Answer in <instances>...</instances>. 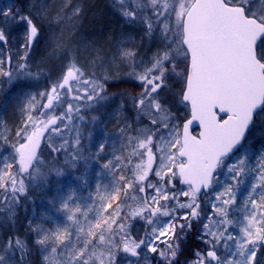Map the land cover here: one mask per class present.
Masks as SVG:
<instances>
[{
  "label": "snow or ice",
  "instance_id": "1",
  "mask_svg": "<svg viewBox=\"0 0 264 264\" xmlns=\"http://www.w3.org/2000/svg\"><path fill=\"white\" fill-rule=\"evenodd\" d=\"M109 6L158 42L149 59L123 37L110 58L78 37L86 0L0 7V88L46 81L19 98V123L0 133V264H34V252L44 264H264V0ZM121 70L138 92L109 91ZM104 113H115L118 136L93 139ZM90 162L109 178L97 181L95 207L82 208L69 184L50 203L70 224L29 219L21 232L31 188L69 169L86 185Z\"/></svg>",
  "mask_w": 264,
  "mask_h": 264
},
{
  "label": "trees",
  "instance_id": "2",
  "mask_svg": "<svg viewBox=\"0 0 264 264\" xmlns=\"http://www.w3.org/2000/svg\"><path fill=\"white\" fill-rule=\"evenodd\" d=\"M106 1L108 4L104 3L103 0H95L93 2H92V0H86L87 10H86V13L84 15V18L81 21H79L80 27L77 30L78 37H86V38H88L90 40H94V41L97 39L100 40V38L103 35H102V31H98V30L103 29L105 32V25L107 23L110 25L108 34L112 32V34L115 33V35L117 36V39L115 40V42L118 41L121 37L125 38L124 36H121V35H123L124 33L127 34L126 29H128V25L121 18H119L118 16L111 13V10H110L111 8L109 6L110 0H106ZM8 2H10V0L1 1L0 6L2 4H6ZM103 3L108 8V11L110 10L109 16L111 17V21H114L113 24L109 22L110 21L109 16L104 13ZM93 14H97V16L99 17L98 19H99L100 23L91 24V25L95 26V31L93 32V35L88 36L86 31L84 30V28H85L84 25L86 24L87 21H89V17H91ZM45 28L47 30V26H45ZM107 30H108V28H107ZM128 33H129L130 38L135 39V37L133 36L131 31H129ZM139 34H140V31H139ZM107 37H109V36H106V38ZM11 38L14 42L19 41L20 33L15 30L14 32L11 33ZM106 38L104 39L103 43H101L99 41V43H101L102 46H104L105 48L109 46L106 42ZM124 41H125V46L126 47L128 46V48L131 49L129 42L126 40H124ZM45 43L46 44L44 46H43V44L38 46V51H43V49L47 45L48 41H46ZM112 46H113V44H112ZM113 51H114V49L112 47L111 48L109 47V49H107V51L104 49L105 56L110 58L112 56ZM125 78L126 79L128 78V79L127 80L126 79H124V80L119 79V80L112 82V85H111L109 91L114 92L116 90H119V91L123 90L122 92H129L132 94H135L136 92H138L139 91V83L132 80L131 77L127 76ZM42 81H44L46 83V81L43 78L37 82L39 83V85H41ZM29 82L32 83L33 81H29ZM4 87L7 88L6 94L4 95V97H6L4 99L5 103L11 102L13 99H15L17 101L19 96H17V93L14 91L15 86L9 87V86L5 85ZM41 87L43 88L42 85H41ZM3 107H0V110L2 111V113L8 112L5 107H4V109H5V111H4ZM0 116H1V114H0ZM6 125L8 126V124H6ZM15 126L16 125H11V126H9V128H7V127L6 128L9 131V130L13 129ZM97 173H99V171H96V169L87 171V184L86 185L79 184V182L75 179V177L78 175L73 176L71 171H67V173L62 177H56L54 174L49 176V178H48L49 182L42 187L41 186H35L36 190L35 191L32 190V192L30 191V199H28L25 202V204L27 206H31V205L32 206H31L30 210L26 209L27 213H26L25 218L23 219L24 223L20 224L18 226L19 229L21 230V232L27 226V221L29 219H31L35 224L39 223L38 220L41 221L40 218L37 219L38 213H36L37 208L40 206V202L46 203V206L51 210V218H52L51 220H45L44 222H42L43 227H46V228L52 227V224L54 222L56 225L60 220H62L63 217L65 216L64 213L57 212L56 209L52 206V204L50 202L53 201V199L57 197V195H58L57 189L58 188H63V190L66 192L68 190L69 184L73 188L76 189V195L78 197L82 198L81 202H80L82 208L85 207L86 205H89V204H92V206H93L94 205L93 201L95 200V196H96L97 181L99 180V182L102 185H104V184H107L108 180H109V178L97 177ZM20 209L18 210V212H21ZM32 210L34 212H31ZM35 220H36V222H35ZM62 223H64V221ZM0 235L2 236V237H0V239H2L3 235H4V231H0ZM181 259H183V257ZM33 261H34V264H44L43 258H42V256H40L39 253L34 252Z\"/></svg>",
  "mask_w": 264,
  "mask_h": 264
},
{
  "label": "rangeland",
  "instance_id": "3",
  "mask_svg": "<svg viewBox=\"0 0 264 264\" xmlns=\"http://www.w3.org/2000/svg\"><path fill=\"white\" fill-rule=\"evenodd\" d=\"M93 1H95V0H92V2ZM103 1H104V3L108 4L106 0H103ZM104 3H103L104 13L109 16V14H110L109 12H110L111 9L108 11V8L104 5ZM3 5H5V4H2L0 7H2ZM111 13H113L112 10H111ZM98 18L99 17L97 16V14H93L91 17H89V21H87L86 24L84 25L85 26L84 30L86 31L88 36L93 35V32L95 31V26L91 25V24L100 23ZM109 20H110L109 22L113 24L114 21H111V17L110 16H109ZM109 26L110 25L106 23L105 32H104L103 29L102 30L99 29L98 31H102V35L103 36L100 38V40H98V39L95 40V42L98 44V46L100 48H102L103 50L105 49L106 51H107V49H109V47L110 48L112 47L114 49V47H115V45L117 43V41H116V42L113 43V46H108L106 48L104 46H102V44H101V43L104 42V39L106 38V36H109V35L112 34V32L108 34V31H109V28H110ZM107 28H108V30H107ZM126 30H127V34L124 33L121 36H124L125 38H123V39L129 42V44L131 46V47L130 46L129 47L131 48V50H133L134 52L137 53V60L139 61L141 58H143L144 60L149 59L152 56L153 52L156 51L157 46H158V42L153 40V39L148 38L147 36H145L144 33L136 26H129L128 25V29H126ZM128 30L131 31V33L133 34L135 39L129 37V33H128L129 31ZM14 31H15V29H13L12 32H14ZM139 31H140V34H139ZM92 41H94V40H92ZM99 41L101 43H99ZM45 44H43V46ZM127 48H128V46H127ZM120 75H121L123 80L126 79L125 77L128 76V75H126V70H121ZM128 77H130V76H128ZM131 79L134 80L135 82H138L135 79H133L132 77H131ZM22 83H27L28 86L27 87H22L21 86ZM41 85L44 88L45 82L42 81ZM41 85H39V83L37 81H33L32 83L31 82H18L15 85V87H14V91L17 93V96H19V98H22L23 95L26 94V93L31 92L32 94H36L38 91L43 90ZM179 88H180V85L177 84L175 89H174V91H179ZM6 90H7V88H5V87L4 88H0V107L4 106L7 109V111H8V112L2 113V111L0 110V114H1V116H0V133H3L4 135H8L9 134V131L7 129V128H9V126L17 125L19 123L20 119H21L19 108H18L19 98L17 99V101L15 99H13L11 102L5 103L4 99L6 97H4V95L6 94ZM116 91L118 92L119 90H116ZM4 107H3V109H4ZM176 107L177 108H181V106L178 103L176 104ZM4 111H5V109H4ZM186 111L187 110H182L180 112L181 122L184 120V113ZM121 115L122 116H124V115L127 116L128 123H134L135 122L136 116H135L134 112L122 113ZM114 116H115V113H111V114L104 113L100 117L104 121L103 124L96 125L95 127H92L91 125L89 126L90 130L93 133V139H96V138L100 137L101 135H103L105 133H107L108 135H110L113 138L118 136V129L115 126L117 124V119L113 118ZM6 124H8V126ZM84 135L85 136L88 135V131L87 130L84 131ZM252 140H253L254 143H256L257 141L261 140L260 130L259 129L254 131L253 136H252ZM257 146L259 147V144ZM5 154H7V153H5ZM83 163L84 162L82 161L81 162L82 166L80 167V170H79L80 172H83L85 170L84 167H83ZM93 169H96V171H99V172L101 171L100 165H98L95 162H90L87 171H90V170H93ZM68 171H71L73 176L74 175H79V172H76L74 170L69 169ZM32 190L33 191L36 190L35 186L32 187V189L30 191L32 192ZM95 198H96V196H95ZM242 199H243L242 196H238V201H242ZM78 202L80 203L81 200L78 201ZM31 206H27L25 204V207H22L20 209L21 212H18V226L20 224L24 223L23 219L26 216L27 210L31 209ZM93 207H95V204L93 205ZM31 212H34V211L32 210ZM36 213H38L37 219L38 218L41 219V221L38 220V222L40 224L37 223V225H40V226H43L42 222H44L45 220H49V217H51V210L46 206V203H44V202H40V206L37 208ZM63 221H64V223H62ZM35 222H36V220H35ZM58 223H62V224H65V225L70 224V222L67 221L66 216H64L63 219L60 220ZM54 225H55V222L52 224V226H54ZM137 227L139 228V225H137ZM73 230H74V226H73ZM0 237H2V236L0 235Z\"/></svg>",
  "mask_w": 264,
  "mask_h": 264
},
{
  "label": "bare ground",
  "instance_id": "4",
  "mask_svg": "<svg viewBox=\"0 0 264 264\" xmlns=\"http://www.w3.org/2000/svg\"><path fill=\"white\" fill-rule=\"evenodd\" d=\"M117 39V36L115 34L109 35V37L106 38V42L109 46H112V44L115 42Z\"/></svg>",
  "mask_w": 264,
  "mask_h": 264
},
{
  "label": "flooded vegetation",
  "instance_id": "5",
  "mask_svg": "<svg viewBox=\"0 0 264 264\" xmlns=\"http://www.w3.org/2000/svg\"><path fill=\"white\" fill-rule=\"evenodd\" d=\"M122 79V78H121ZM123 91V90H122ZM122 91H118V92H122ZM114 92H117V91H114ZM196 133H198V131H196V130H194L193 131V134H196Z\"/></svg>",
  "mask_w": 264,
  "mask_h": 264
},
{
  "label": "water",
  "instance_id": "6",
  "mask_svg": "<svg viewBox=\"0 0 264 264\" xmlns=\"http://www.w3.org/2000/svg\"><path fill=\"white\" fill-rule=\"evenodd\" d=\"M0 1H1V0H0ZM194 130H198V131H199L198 126H197V127H193L192 131H194Z\"/></svg>",
  "mask_w": 264,
  "mask_h": 264
}]
</instances>
